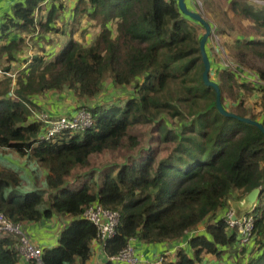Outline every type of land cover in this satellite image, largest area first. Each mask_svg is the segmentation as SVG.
<instances>
[{
	"label": "trees",
	"instance_id": "trees-1",
	"mask_svg": "<svg viewBox=\"0 0 264 264\" xmlns=\"http://www.w3.org/2000/svg\"><path fill=\"white\" fill-rule=\"evenodd\" d=\"M66 1H18L0 20L4 77L0 79V149L24 158L23 166L38 168L36 176L28 178L19 163H0V213L29 236V224L54 217L69 221L58 245L42 249V264L90 259L97 228L82 217L90 205L120 215L117 234L97 241L108 257L126 249L133 239L159 244L189 237L192 254L180 248L176 261L164 264H203L206 256L219 259L240 245L227 213L232 202L261 188L249 214L255 219L258 252L245 264H264V134L219 112L215 89L203 81L202 25L181 12L178 0H75L67 38L48 59L40 42L54 46L49 35H64L56 26L68 20ZM213 1L202 3L211 8ZM227 2L245 23L229 29L220 25L217 33L224 39L236 32L231 57L264 81V7L246 0ZM84 18L99 20L94 27L100 31L90 46L82 42L87 31L78 33ZM29 40L43 53L21 61L23 68L12 88L11 65L30 46ZM206 51L210 54L207 44ZM108 78L116 86L133 87V97L123 105L85 104L102 92ZM218 78L213 81L220 87L226 111L264 126V87L241 81L228 68L221 69ZM66 91L79 100L77 111L84 108L92 114L94 125L42 139L47 125L40 116L47 114L50 120L62 116L43 111L37 98ZM253 94L261 107L257 112L246 100ZM141 124L152 125L144 155H127L120 165L92 166L93 155L138 149L134 128ZM157 139L171 144L164 158L152 146ZM183 147L191 160H182L183 152L174 151ZM201 227L204 232L195 233ZM17 241L0 233V264H36L20 259Z\"/></svg>",
	"mask_w": 264,
	"mask_h": 264
},
{
	"label": "rangeland",
	"instance_id": "rangeland-1",
	"mask_svg": "<svg viewBox=\"0 0 264 264\" xmlns=\"http://www.w3.org/2000/svg\"><path fill=\"white\" fill-rule=\"evenodd\" d=\"M188 1H189V4L195 8V12L201 14L206 19V21H208V23H210L211 25V35H210V38L208 39L207 48L210 49V54L208 55H210V58L214 62V70L212 74L213 80L217 81L219 79L218 78L219 73L221 69L224 68V61L226 60L229 61V63L234 66L233 69L236 68V66L237 68H239V70H237V71H240L239 73L237 72L238 78H242V80H245L244 77L242 76H243V73L247 70L244 67L239 66L238 63L231 57V53L233 54L235 50L234 42H235L236 32L231 33L230 37H227L224 39L219 37L217 33V27H219L220 25H222L223 27H227V29H229L232 25L235 26V28L236 27L238 28L239 26L236 25L238 22H242V23H245V22L242 19H239L237 15H235L234 12L229 8V2H227V0H214L213 3L211 4V8L210 6L209 7L204 6L202 3V0H188ZM246 1H248L251 4L257 5V6H263L261 2H264V0H246ZM258 1L260 3H258ZM65 6H66L65 15L68 20L65 23L61 22L56 26L64 32V35L62 33L58 35L54 33L49 35L50 39L55 44L54 46L49 45L46 42L45 43L40 42V44L46 48V58L48 59H51L53 55L58 53L59 49L61 48L60 46L63 44L64 40L67 38V33L70 29V23L72 22V9L75 6V0H67L65 2ZM2 15L4 14L0 15V20H1ZM98 22L99 20L92 21V20H89L88 18H84L82 20L78 33L80 34L82 32L87 31V33L84 35L85 40L82 41L85 46H90L95 40V37L98 35L100 29L98 26L94 27V25L96 23L98 24ZM199 27H200L201 33L204 35L205 29L203 28V26L199 25ZM76 37L79 38L78 35H76ZM216 37H218V40L216 39ZM29 45L30 46L28 48L24 49L23 53H20L17 55L19 61L16 63H12L11 65L12 72L10 73V75L12 78H9V79H11L12 88L14 87V83H16V79L18 76L17 73L23 68V65H21V61H24V59H27V58L31 59V57L39 55V53H43L39 51V46L37 44L35 45L33 44L32 40H29ZM2 72H3L2 67L0 66V79H4ZM248 73H251V72H248ZM251 74H254V73H251ZM249 76L250 75L247 74L246 77H249ZM254 85L256 86V84ZM131 97H133V87L122 88V87L116 86L113 83L112 79L108 78L106 79L104 83L102 92L96 98L89 100V101L84 100L83 102L89 106L106 104L107 102H111V103L113 102L116 104L123 105ZM246 100H247L248 106H255L257 104L258 99L256 98V95L253 94V95L248 96ZM63 114L68 116L67 115L69 114L68 108H65L63 110ZM151 126L152 125L150 124H145V125L141 124V125H137L134 128V134L135 136L138 137L139 143H140L138 146V149H135L132 151L119 150L115 152H110L109 154L106 153L103 155H99V154L93 155L91 157L92 166L97 168V167H101V165L105 163H110L113 165L114 164L120 165L125 161V156L127 155H130V154L144 155L146 151L145 149L147 147V140L149 138L147 132H149ZM170 145L171 144H166L164 142L161 143L157 139L153 142L152 146L155 150H157L160 157L164 158L169 153V151L167 150V147H169ZM187 146L194 147L193 143L191 142H187ZM185 150H186V147H183L182 149H175L174 151H180V153L183 152L184 156L181 157L182 160L184 161L191 160V158L189 157L190 156L189 152L187 153L185 152ZM0 153H1L0 163L11 165V166H17L18 165L17 163H19L20 164L19 166L23 167L22 170L24 171V173L28 174V178H31L33 175L36 176V170L38 169L35 166L36 164L29 165V166H23V164L25 163V159L20 157L15 152L2 150L0 151ZM38 166H39V163H38ZM38 185L42 186L40 182H38ZM27 189H31V185L28 184ZM253 243H252L253 244L252 250H249V247H247V245L244 246L241 244L239 245L240 247L231 248L227 253L228 257L226 259L225 257H223L221 261H223V263H226V262L230 263L229 259H231V262L233 261L232 264H243V262L248 258V256L250 255L255 256L256 253L258 252L257 251L258 246L255 243L254 239H253ZM241 251L243 253H241ZM237 253H241V258H239L236 255ZM235 258H237L238 260H236Z\"/></svg>",
	"mask_w": 264,
	"mask_h": 264
},
{
	"label": "built area",
	"instance_id": "built-area-1",
	"mask_svg": "<svg viewBox=\"0 0 264 264\" xmlns=\"http://www.w3.org/2000/svg\"><path fill=\"white\" fill-rule=\"evenodd\" d=\"M258 3L260 2L258 1ZM261 4L264 6V2H261ZM216 39L218 40V37H216ZM233 67L234 66L231 65L229 61H224V68H228L235 73L240 72L237 71L239 70L237 66L234 69ZM248 72L249 71H245L242 77L245 78L247 74L250 75ZM251 75L246 77V79L249 78L250 81L258 87H264V81L262 79L255 74ZM40 119L47 125V132L42 136V139L45 140H49L56 134L66 130L83 131L89 129L95 122L92 114L84 108L79 109L71 116H62L58 120L48 119L47 114H42ZM233 215V209L227 213L229 226L231 229L237 228L238 235L240 237V244L244 246L248 245L255 237V219L253 216L247 215L234 222L232 220ZM82 217L96 226V240L99 242H105L117 234V228L120 221V215L117 212L107 210L101 205H90L84 209ZM0 233H8L17 237L18 241L16 243V250L22 261L27 263L42 264V248L31 240L28 233H26L20 224L11 222L2 213H0ZM111 261L126 264H141L143 262L142 257L135 253L130 244L119 254L111 257ZM162 262L163 259L160 260V263Z\"/></svg>",
	"mask_w": 264,
	"mask_h": 264
},
{
	"label": "crops",
	"instance_id": "crops-1",
	"mask_svg": "<svg viewBox=\"0 0 264 264\" xmlns=\"http://www.w3.org/2000/svg\"><path fill=\"white\" fill-rule=\"evenodd\" d=\"M23 0H0V15L11 12V7L14 3ZM251 75V73H250ZM244 82H251L250 79L244 78ZM37 104H39L43 111H46L50 114L57 116H66L63 114V110L68 108L69 114L68 116L73 115L77 108L81 107L79 100L74 96V94L70 91H66L62 94H53L49 93L44 98H37ZM254 110L260 111V105L253 106ZM264 115V114H263ZM2 151V149H0ZM1 154V153H0ZM225 215V214H224ZM223 215V216H224ZM69 223L66 220H58L57 218H52L49 221H43L40 223L29 224L26 228L30 234V237L34 241L35 244L40 246L42 249L45 247L51 248L58 245L59 235L62 229ZM204 229L201 227L195 233H203ZM191 236V235H190ZM253 241L250 242L247 247L249 250L253 249ZM130 246L134 249L135 253L142 257L141 264H164V262H175L176 254L180 248H184L186 252L191 255V249L189 247V237H186L182 240V242H163L159 244H144L140 242L138 239H133L130 242ZM240 247V246H237ZM236 248V247H233ZM231 249V248H230ZM230 249L224 253L225 259L228 257L227 253ZM241 253H243L241 251ZM241 253H237L236 255L241 258ZM254 256V255H252ZM222 257V258H223ZM249 257V256H248ZM251 257V256H250ZM222 258H216L214 256L208 255L204 259L203 264H232L226 262L223 263ZM163 259V262L160 263V260ZM218 259V260H217ZM238 260L237 258H235ZM221 261V262H220ZM246 263V260L243 264ZM76 264H126V263H118L111 261V257H108L106 254L102 244L97 241L92 243V256L87 261L80 262L78 261Z\"/></svg>",
	"mask_w": 264,
	"mask_h": 264
},
{
	"label": "water",
	"instance_id": "water-1",
	"mask_svg": "<svg viewBox=\"0 0 264 264\" xmlns=\"http://www.w3.org/2000/svg\"><path fill=\"white\" fill-rule=\"evenodd\" d=\"M178 4L183 14L192 18L194 21L199 22L205 29V34L203 35L201 42H200L201 55H202V59L204 63L203 81L206 86L213 87L215 89L217 93V108L219 112L224 116L233 117V118L239 119L240 121L256 126L264 134V126L262 123L258 121H253L249 118H241L236 114L229 113L226 111V109L222 105L220 87L215 81H213L210 78L212 65H211L209 55L206 51V44L211 35V25L210 23H208V21H206V19L201 14L191 11L188 8L186 0H178ZM261 192H262L261 188H256L252 190L251 192H249L241 200L232 202V209L234 211L232 220L234 222L238 221L239 219H242L244 216L249 215L254 210L256 203L258 202V199L261 195Z\"/></svg>",
	"mask_w": 264,
	"mask_h": 264
}]
</instances>
